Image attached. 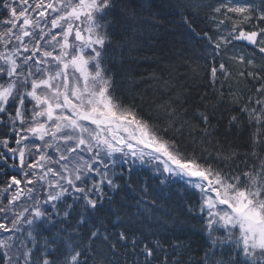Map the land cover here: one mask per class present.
<instances>
[{"label":"snow or ice","instance_id":"obj_1","mask_svg":"<svg viewBox=\"0 0 264 264\" xmlns=\"http://www.w3.org/2000/svg\"><path fill=\"white\" fill-rule=\"evenodd\" d=\"M145 36L165 54L138 77L125 65L147 59ZM10 160L0 264H264V0H176L157 13L144 0H0ZM140 166L183 182L175 207ZM125 190L137 195L114 199ZM149 221L194 222L201 242Z\"/></svg>","mask_w":264,"mask_h":264},{"label":"trees","instance_id":"obj_2","mask_svg":"<svg viewBox=\"0 0 264 264\" xmlns=\"http://www.w3.org/2000/svg\"><path fill=\"white\" fill-rule=\"evenodd\" d=\"M176 0H144L146 7H151L152 11L154 13L159 12V9L161 6L165 10H167V6L170 3H175ZM167 31L173 32L176 30V26L180 24V19L178 16H168L167 18ZM162 23L165 21L162 20ZM203 26V25H201ZM161 32L164 31V29L160 30ZM145 43L143 45V51L140 54L141 57H147V59L139 58L136 59L135 62L130 63L129 65H125V67H130L132 72H134L138 77L139 75L143 74L144 76H147L149 72H151L156 64L158 63V57L164 55L165 53L161 51V49L164 47L163 43L160 41L158 37H153L152 39H149L147 36H145ZM135 56L136 53H133ZM188 55L192 56L193 59L199 55V50L197 49L196 52H190ZM112 71L114 73H121V64L119 61L116 62L115 67H113ZM122 73L116 75L117 80V87L118 90L123 88V85L119 82L121 81ZM199 81H197L196 84L193 85V95H196V89L199 86ZM242 86V85H241ZM229 139H235L236 142H241L240 140V133L238 132L235 136L229 137ZM10 162V161H9ZM12 163V162H10ZM138 173L140 175V179L142 183L147 184L150 191L158 196L162 202H167L168 205L175 207L176 203L179 201L181 195L183 194L182 189V181L171 179L169 181H166L165 184H160V180L163 179V177L158 176L155 174L150 168H146L143 166H140L138 168ZM17 173L13 172L10 168H7L6 166H0V188H2L5 183L7 182V178L10 175H16ZM127 194V197H131L134 195H137L136 193L127 192V190L122 191L118 194H113L114 199H116L118 202L121 200L122 197H125ZM39 223V221L37 222ZM149 223L153 224L159 231L160 235H170L172 232H175L177 234H180L183 239L195 249L198 247V245L201 242L200 239V233L198 231L197 225L192 222L188 225H185L183 230L180 229H174L171 224L167 225V231L165 230V227H160L158 222L156 221H149ZM45 227H48L45 225ZM47 235V233H44Z\"/></svg>","mask_w":264,"mask_h":264},{"label":"rangeland","instance_id":"obj_3","mask_svg":"<svg viewBox=\"0 0 264 264\" xmlns=\"http://www.w3.org/2000/svg\"><path fill=\"white\" fill-rule=\"evenodd\" d=\"M12 146H15L14 144L12 145ZM13 161V160H12ZM1 162H3V161H1ZM17 172L19 173V169H17ZM171 179H177V180H180L179 178H177V177H172ZM0 200H4V194L2 193V191H0ZM4 203H7V201L6 200H4ZM21 204H25V201L23 200V198H22V200H21V202H20ZM27 203H31L30 201H27ZM25 206H26V204H25ZM23 227H26V226H23ZM7 235V233H0V236H6ZM17 235H19V236H23V235H25V233H18Z\"/></svg>","mask_w":264,"mask_h":264}]
</instances>
